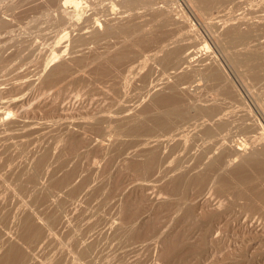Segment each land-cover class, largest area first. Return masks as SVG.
<instances>
[{
    "label": "rangeland",
    "instance_id": "374dc122",
    "mask_svg": "<svg viewBox=\"0 0 264 264\" xmlns=\"http://www.w3.org/2000/svg\"><path fill=\"white\" fill-rule=\"evenodd\" d=\"M14 1L0 0V4H3L0 5V10H2L4 7H8V10L7 8H4L2 12L0 11V17L6 15L5 18L9 19L10 16L12 18V23L9 24V27L10 25H13V27L9 28L7 25L6 28L13 29L14 23H17L14 28L15 30L13 29L15 36H12V30L6 29V31L10 32V35L6 31L4 32L5 26L0 27V34H3L4 32L7 36L5 34L3 35L6 37L10 36V38L8 37L10 41H0V44L3 43V46L0 45V49H2L1 47H5V45H7V47L9 46L7 50L6 48L3 49L5 56L3 55L4 52L2 50L0 52V54L2 53L0 57L4 59L6 58L3 62H7L5 64H9V67L4 63L2 64L1 61L0 64L8 67V69L11 68L7 72L6 70L4 72L3 69L0 68V76L2 74L3 76L1 77H5L7 80L11 81V83L3 85L5 86L4 92L6 91V94L3 96L4 92L0 93V102L3 100V102H6V99L7 101L10 100L9 98L16 100V102L14 101V104L13 102H10L9 105H7L8 109H11V115H5V120L3 119L5 123L4 126L0 125V264H45L46 262H49L50 264H59L60 260L63 262L62 264H264V180L262 181L264 177V149H262V147L264 148V0H259L260 2L258 0H251L249 5L248 0H242L245 3L247 2V5L243 2L244 6L242 3L243 7L241 5H238L237 7H235L236 5H229L231 7L230 8L228 5H226L227 7L225 6V8H227L229 12L224 8L225 10L223 9L222 12L224 16L217 18V20H215L216 13L214 12H212L213 14L211 12H207L209 15L206 13V19L204 18L201 20L199 17H195L196 13L191 10L189 6L187 7L185 0H170L171 8L175 9L176 11L178 10L177 12L173 10L174 13H178L177 16L181 15L179 17L185 16L184 19H186L187 22H190H188V24L189 27L192 26L191 30L194 36L196 35L195 38L202 40L203 43L205 41V43H207H204L205 47H203L200 56L197 54V58L200 57V59H202L203 56V59L205 57V61H207L210 59V56L211 59H213V61L210 60V66L209 60L207 61V64H209L206 65L204 60L201 61L200 59H196L195 56L193 65H200V67L198 66L200 71V68L202 67V64H200V62L198 63L200 60L201 63L204 62V66L203 69L201 68V71L210 73L213 68L217 69L219 66V71L213 70L211 73L212 75L210 74L212 77L208 75V73V76L203 77L204 79H200V88L193 87L192 85L194 89L190 87L188 90L190 92L187 91L186 93H181L182 100L184 102L188 100L192 101L185 102L187 103V111L190 113L188 112L187 114V120L183 121H180L179 119L175 118L173 114H171V101L161 103L157 102L156 100L158 97L170 94V89L167 88V85L165 86L163 84L165 86L164 87L161 83L160 84L162 85L163 89L160 84H158L159 87L156 85L157 81L158 83L163 81L162 78L164 75L158 66L157 68H154L156 67V63L153 61L152 64L151 58L149 57L150 59H148V54L153 51L152 49L155 46L148 44L140 45L141 42H139V40L137 41L136 39V42L139 44H130L131 46L128 44L127 47L125 46L127 43L125 42V44L124 41H121L125 36H127L126 34H123V38L121 40L119 37L121 38L122 34L111 36V40L110 36H101L99 39L94 40L95 43L93 40H88V46L80 49V51L77 50L78 52L76 54V51H71V49H73L72 47L75 45L74 42L78 36H75V32L76 30L78 31V29H76L75 25H72L70 28H67V31L72 32H69V38L64 37L63 40L60 38L61 41H65L67 39L69 40L67 43L66 41H60V43L64 44L65 51L67 53L64 51V53L61 55L62 57L60 56L62 59H60V57H58V59L56 58L58 61L54 60L51 62V64L44 68V70L41 72V75L37 74L36 70L38 65L35 63V66L33 63L37 61L36 59H38L37 64L39 63V65L40 63L44 64V62H48L46 59L49 60L51 56L48 55V57L47 54L52 55V52L56 50V48L53 46H55L56 40L62 36L61 30L68 25L62 21L59 22V19L53 20L54 22H52V24L51 20L50 23L47 24L46 21H48L50 18L47 20L44 18L43 20L45 21H42V19L39 21H42V25L44 22L47 25L44 24L42 26L40 25L41 23L39 24L34 20L31 21V17L27 16L29 11H31V13L28 15L32 14L34 17L36 11L38 12L40 9L37 8L33 12L32 9L36 7L33 8L31 6L32 9L28 11L27 8H31L29 6L31 3L28 0L27 2L30 4H25L24 2H26V0H22L24 2H20V0V4L19 2L16 3ZM105 1L106 0H97V5L94 6L87 5L86 2L81 5L67 3V15L73 18L72 21L75 23H81V26L88 24L87 18L88 16L90 17V15H93V17H98V14L106 11L108 12L109 8H111V12L109 11L111 13L110 16H114V14L116 15L117 12V14H119L124 9L122 5H116V7L115 5H108L112 2H116V0H107L108 4H106ZM8 2H11L10 6L14 9H11L14 14L9 9L10 6L8 5ZM261 2H263V4ZM4 3L7 4L5 5ZM55 3L56 1L53 3L51 2L50 4H52V6H50L55 8ZM177 3H179L180 6H177ZM98 4L100 6H98ZM20 5H22V8ZM87 6L93 7L96 10V13L98 12L97 15H94L95 10H93V8H88ZM18 7L21 10L24 8L23 11H21V14ZM117 7H120L118 8L119 11L117 10ZM243 8L245 10H243ZM4 10L8 15L6 13L4 15ZM24 10L26 12L28 11L27 14ZM91 10L93 14H91L92 12L90 13ZM116 10L117 12H115ZM10 12L14 16H12ZM17 12H19L18 15ZM87 12L88 16L85 17ZM23 13L27 17L22 15ZM229 13L232 16H229ZM104 14L101 16L99 15V17L105 18L106 16H104ZM210 14L213 15L212 18H210ZM242 14L246 15V17L244 16L243 18ZM237 15L240 17H237ZM20 16L25 17L24 20ZM228 16L229 19L227 18ZM234 16L236 17L234 18ZM16 18H18V20H15V22L14 19ZM21 18L22 21L19 20ZM55 18L57 17L55 16ZM81 19L82 21H86V23H82ZM207 19L209 20L207 21ZM211 19L214 20V22ZM223 19H225V22ZM200 20L204 21L201 22ZM220 20L223 22H220ZM18 21L20 24H18ZM23 21H25L24 23L27 22L28 25L27 23L26 25H23ZM30 21L34 26H36L35 28L32 25L33 30L36 29L39 34H37L35 30H32L33 33L31 32L32 28L29 29L31 27ZM21 22L23 23L22 27L20 26ZM57 22L61 24L56 25ZM204 22L206 25H204ZM218 22L220 23L219 27H216L218 26ZM77 23L76 25H78ZM211 23H215L216 25L213 24L211 26ZM38 24L39 27L37 28ZM49 24L50 26H48ZM51 25H53V27H51ZM23 26H26V29H24ZM27 26L29 27L28 29ZM45 26L47 30L44 31L43 29ZM208 26H211V28ZM1 28H4V30ZM17 28L20 30V32H23L19 34V30ZM39 29H42V33H40L41 31ZM52 29L54 31H52ZM102 29H104V26H99V33H102ZM211 29L213 32L210 31ZM26 30H28L27 33L30 34L26 35ZM194 30L195 32H193ZM15 31H17L20 36L17 35ZM231 31H234L232 32L233 34L235 33L233 37ZM34 32V37L36 38L31 36L34 34ZM57 32L58 34L55 36ZM78 33L79 32L76 34ZM36 34L39 36V38H37ZM53 34L55 35L52 39L51 36H53ZM41 35L45 38H43ZM70 35H72V37H70ZM11 36L12 39L14 37L13 41ZM22 36L26 40L29 38L28 36H31L32 38H29L25 42L23 38L20 40L19 37ZM48 36H50V40L48 39ZM117 36H119V40H116ZM219 36H221L220 38L222 39L224 38V40L227 42H222V39H220ZM15 38L18 45L14 41ZM31 39L32 42L34 43L35 41V43L32 46H29L30 44L28 43L29 45L27 44V46V42L32 44ZM126 39L129 38L125 37L123 40L126 41ZM115 41L116 46H118V44L121 46H118L119 51H117L118 48L116 50L112 46V44L115 46ZM23 42L25 43L23 44ZM52 42L54 44H51ZM109 42H111L110 48L108 45H106L109 44ZM44 43L49 48V51L47 50V54L45 52L47 48L44 49L46 46ZM224 43H226V45ZM21 44L24 45V47L26 46V50L29 52L26 53V50L22 51L23 54L24 51L25 54H27H24L26 60H24V55L22 52L17 53V48L20 47L19 45ZM36 44H38L39 47L38 45L37 48L34 47ZM57 44H59V42H57ZM104 44L106 45V48L103 47ZM123 45L124 48H130L129 53H132L131 55L128 54L127 49H125L126 51L123 50ZM133 46H138L139 50L141 49L140 47H142V49L144 48L143 52L146 55V59L144 58V53L142 52V54L137 48ZM67 47L69 50H67ZM107 48L109 52L111 50L110 53H113L110 55V58H107V54H110L108 51V53L106 52ZM135 49L138 53L134 52ZM142 49L140 51H142ZM9 50L11 51V55L10 52L8 54L6 53ZM40 50H42L43 54L45 53L44 56L43 54L41 55ZM90 50H92L94 54L96 52V54L94 55L92 53V55ZM38 51L39 57H37ZM124 51L127 52V56L126 58L121 59L122 62H118L120 60H115L114 57H112L113 55L115 56L117 54L124 53ZM78 53L81 56H78ZM87 53L89 55V58L87 57L88 59L86 58ZM133 53L139 58V61ZM99 54H105L106 57L104 56L105 58L103 57L99 60L93 61L94 57ZM40 55L43 62H40ZM72 55L76 62L77 60L79 61L80 58L81 61L84 60V62L80 63L81 61H79V65L75 63L74 60L72 62ZM90 55L93 56L92 61L94 63L90 62L92 66L89 65V59L90 61L92 59L90 58ZM226 55H228V57ZM229 55L231 60L227 59L230 58ZM238 55L241 56V60L239 59ZM26 56L29 58L32 57L33 59H29ZM131 56H133L134 59H131ZM237 56L240 60L239 62ZM35 57L36 59H34ZM63 57H65V61H63ZM75 57L80 58L76 59ZM242 57L244 61L246 60L245 63H240L244 62ZM141 58L142 62H140ZM15 59L17 60L18 67L20 66L19 63H22L23 67H26L25 65L28 59L29 62L27 65L29 66L30 61L32 65L30 64V68L27 66L26 70L23 69L22 66L21 70L18 68L13 69L12 67L13 64H15ZM132 60H134V62ZM143 60L146 62L145 65ZM231 61H235L236 66L234 62ZM98 62H101L103 65L105 64V66L108 64V66H106V69L108 68L109 71L107 74H104V72L106 73V69H103V73H100V71H102L101 67H105L99 63L100 65H98L101 67L98 68ZM148 62H151L152 66ZM260 62V65L263 64V66L259 68L260 65L256 66V64H259ZM17 63L14 65V67L17 66ZM74 63L77 64V68L74 67ZM11 64L12 66H10ZM59 64L67 68V73L72 75L71 76L70 74H67L69 78L70 76L74 78L72 80L68 77L65 79L64 77H66V73L62 74L61 77L65 75L62 77V79L64 78V80L71 81H69L70 83L61 81V84L63 83V85H59L61 77H58L59 81L56 78L53 83L55 84L57 81V84L62 86L60 88L56 84V86L59 87L58 89V87H54V84L52 86L51 83H49L51 85L50 86L46 82L47 79H49V75L51 73L50 71H52L55 65ZM81 64L84 66H81ZM214 64H216V66ZM130 65L133 66V69ZM147 66H150L149 68L151 71ZM205 66L206 68H204ZM35 67L36 70H32V72L35 71L36 75H39L38 78L40 79L34 80V78H37V76L28 69H35ZM81 67H86L88 70ZM211 67L212 70H210ZM12 69L14 70V73H12ZM79 69L81 71H79ZM82 69L84 73L82 72ZM136 69H141V73L139 72L140 70L136 71ZM27 70L29 71L27 74L28 76L30 75V77L33 78V75H35L33 79H29L30 77L26 76L28 77L27 80H29V82L31 80L33 82L32 84L30 83L32 86L30 90V87L28 86L29 84H26V79L24 80L23 77H21L23 79V81H21L22 79L20 77V79L18 78L19 74H26ZM71 70L74 74L69 72ZM84 70H86V74ZM144 70L146 74L143 73ZM147 70L149 73L154 72L155 75L154 73L153 75L149 74L151 75V78L148 77L149 75ZM9 71L12 73L11 75ZM16 71L21 73L18 74L17 72L15 74ZM217 72H220L219 74H222L223 76H220ZM213 73L216 74V79H214L215 76L213 78ZM259 73H261V75ZM31 74L33 75L31 76ZM252 74L254 76H252ZM8 75H10V78H8ZM12 75H15V79H17L13 80L14 77ZM142 75L143 77L146 75V77L143 78ZM26 77L24 76V78ZM224 77L226 82L224 81L225 83L223 82V84L221 82ZM255 77L257 78L255 79ZM153 78H156V80ZM212 78L213 82L215 81L214 84L216 86L219 83L217 79L220 78L219 80L221 85L218 84V90H220L224 96H220V92H217L216 94V86L214 85V88L212 84V87L209 88V91H211L210 89L212 88H214V91L209 93V91L206 89L209 94L207 95V91L205 93L204 87L206 88L207 84L209 87V83L212 82ZM182 79L185 80L184 78H181V80ZM257 79H259V81ZM216 80L218 83H216ZM16 81L17 83L13 84V82ZM19 81H21V85H25L21 87L20 84H18ZM65 82L66 84H64ZM152 83H154V86ZM6 86L8 90L10 89L11 91L9 90L8 92ZM155 87L158 88L156 89ZM221 87H223V90ZM201 88L202 94L200 91ZM84 89L87 90V92L85 91L84 93L83 91V96L82 90ZM97 89L101 92H98ZM19 91H21V93ZM196 93L198 95H196ZM191 94L192 97H190ZM215 95L219 96L221 99H218L219 97ZM17 96L18 99L13 98ZM91 97H98L95 98L96 100L92 98V100H94L96 103L93 101L92 103L90 101ZM183 97H186L185 100ZM215 97H217V101L221 100V105L222 102H224V105H222L225 109L223 111L224 113L222 112L221 114H216L219 111L221 105L219 104L220 102H218L219 105L216 103L217 101ZM192 98H194L195 102ZM195 98H197V100ZM225 98L227 101H224ZM205 99H210L211 102H209V100L205 101ZM21 100L27 101L26 103L21 104ZM203 100L205 102L211 103V106L208 103L206 105L202 104L204 103ZM229 100L233 103L230 104V102L227 104ZM112 101L115 102V105L112 103ZM97 102H99V105L101 102L102 105L99 106ZM106 104H108L109 107L106 106ZM212 104L217 107L215 108ZM133 105H135V107H132ZM197 105L201 107L200 110ZM202 105L205 106L203 107ZM20 106L24 108L22 109ZM218 106L220 107L218 108ZM227 106H230L231 109L229 107L227 108ZM98 107H101V109ZM127 107H130V109H127ZM235 107L237 113L235 111ZM124 108L125 113L122 120L120 117H122L123 113L121 115L119 114ZM188 108L190 110H188ZM226 108L229 110L230 114ZM106 109H108V111ZM220 109L222 110V108ZM96 110L97 112L95 115L94 112ZM98 110H101L100 113ZM233 111H235V113ZM82 112L87 114H85V116L81 115ZM126 112L130 113L128 114ZM141 112L143 115H139ZM78 113L81 114L78 115ZM92 113L94 117L91 116ZM103 113H105L104 115H109L110 121L103 117ZM65 114L67 116H65ZM73 114L75 117H72ZM133 114L136 116L138 115V117H135ZM196 114L199 118L197 116L196 117L200 119V121L198 120L200 123L195 120ZM224 114L227 116L225 115L224 117ZM23 115L29 117V122ZM60 115H62L64 118L68 117V115H71L69 117L74 121L76 119L83 120L82 118H84V120L88 122L84 124L85 128L81 125H74V123L70 124V126L60 125V123H57L56 120V118L58 120L61 119ZM126 115H128V117L130 115V121H128L129 119L126 117ZM208 115L211 116L208 118ZM234 115L236 116V119L234 118ZM91 117L92 119H95V121L93 120L92 122ZM110 117L112 118V122ZM190 117H192V119ZM210 117L214 121H212ZM16 118H18L17 120L19 122L20 120L22 121V119L26 120L24 121L25 123H31L33 121L34 125H36L38 122L37 127H30L33 124L24 127L20 126L19 123L16 125L18 122H15ZM34 118H37L40 121L37 119L35 120ZM100 118H102V120ZM189 118L190 121L195 120L196 122L193 121L194 124L193 122H191V124ZM202 118L205 120L207 118L209 119L207 122L209 124L211 123L210 126L204 120L206 125L209 127L204 125V122H201L203 121ZM227 118L232 121L227 120V123ZM46 119H48L47 121L50 124L52 123V125L49 128V134L44 137V134L47 132V130L42 128V123L45 122ZM89 119L91 124L89 123ZM121 120L124 121V125L129 123V127L128 124H126L128 132L127 130L124 131L125 127L122 125ZM177 120L178 122H176ZM114 121L115 123H113ZM184 121L186 122L184 125L187 124V121H189V123L184 126ZM215 121L217 123L214 124ZM117 123L118 127H114L116 129L115 132V130L113 131L111 127L115 126ZM175 123H178L180 129H184V132L187 131L190 133V136L186 133L183 135V138L188 135L186 137V139L189 137V139H187L188 141L183 138V141L182 139H174V141L177 143L171 139L170 141L168 140L169 142L167 140H162L161 142L152 141L153 139H156L154 137L157 135H161L160 137L163 135L170 136L171 132L173 133L172 128H174V130L178 128L176 126L177 124ZM201 123H204L202 124V128ZM211 125H214L213 127L216 125L217 127H220H215L216 129H214L211 127ZM12 126H15V128ZM190 126L191 128H189ZM204 126L205 130H203ZM197 127H199V129ZM83 128L85 130H83ZM185 128L188 129L185 130ZM13 129H16V131ZM118 129L120 132L122 130L121 134H127L118 136V138L112 137L113 135L116 136ZM200 129L202 130V133L200 132ZM206 129L208 134L202 136ZM217 129L219 131H215ZM103 130L105 131L103 132ZM165 132H167L168 135H166L167 133L164 134ZM194 132L198 133L195 134ZM212 133H215L217 136L215 137V134L212 135ZM191 134H195V136H193H197L200 139L204 137L202 139L204 142L205 138L207 139L205 142V149L207 150L208 147L209 149L212 147L213 150L215 149L214 153L212 149H210L212 153L207 150V152L209 151L211 153L210 155L212 158L209 155V152L207 155H204V142L199 138L198 142V139H196L197 137L193 140L194 137H191ZM91 139H94V142L96 141L97 143H92L91 141L93 140ZM99 140H106L103 141L105 146L102 144V141L99 142V145ZM196 140L199 145L196 143ZM189 141L190 146L188 147ZM200 141L203 142L202 147L200 145ZM220 141H222V144H220ZM162 142L165 144L171 143L170 145L173 146L174 149L176 145H181L179 146L180 149L183 147H188V149L185 148L184 150L179 149L184 155L181 161L184 163L186 162L185 165L182 163V166L181 161L180 164L178 163L179 159L182 157V154L178 151V146H176V153L175 150H172L171 146L169 147L170 151L169 149H166V147L168 148V144L165 146V144ZM217 142H219L218 145ZM175 143L176 145L174 146ZM192 143L194 145H191ZM195 143L197 145H195ZM211 143H213L212 146ZM230 144L233 146V151L230 147ZM182 145L184 146L182 147ZM238 146L243 150L239 149V153L236 154L235 149ZM258 147L261 148L260 151L258 150ZM198 148L199 150H197ZM196 150L197 153L195 154ZM206 150H204L205 154ZM174 152L176 153L175 155H173ZM178 152L181 154L180 158L177 156ZM190 152H193L195 157L191 155ZM258 152L262 153L259 154ZM184 153H186V155ZM197 154L199 157H202L203 155V158L205 159L207 157V159L204 160L205 164L208 163L209 159L210 161H213L208 163L210 165L212 163L213 167L204 165L203 160L199 159ZM187 156L190 159L187 160ZM216 157L218 163H216ZM197 158L200 160V162L197 160ZM217 164L219 165L217 166ZM179 165L180 167H178ZM214 165L217 170H219L218 168L221 167L220 171H215L216 168L214 169ZM222 168L224 169L221 170ZM238 170L243 172V174L241 173L242 176L239 175L240 171ZM242 178L247 179L248 183L245 180L241 181ZM204 191H210L208 192L209 194L207 193L209 198L208 196L206 197L208 198V202H206L207 199L202 198L201 196V193H204ZM210 198H213V200ZM214 198L220 200L217 201ZM28 217L31 218V221L36 226L38 232L42 233V235L48 230H51L53 235L56 232L54 238L52 237L53 240L49 238L48 240L44 241L43 244L42 242H37V236H29L30 234L26 231V229L24 230L23 226L25 219ZM10 232H12L15 236ZM92 244H94V246H92ZM6 254L13 255V261H10V263L5 261L3 256ZM33 254L38 256L37 260L39 258V260L45 259V261L38 260L36 262V260L30 258V256ZM14 257L18 258V260L14 261Z\"/></svg>",
    "mask_w": 264,
    "mask_h": 264
},
{
    "label": "bare ground",
    "instance_id": "6f19581e",
    "mask_svg": "<svg viewBox=\"0 0 264 264\" xmlns=\"http://www.w3.org/2000/svg\"><path fill=\"white\" fill-rule=\"evenodd\" d=\"M14 1V0H13ZM20 0H16V1H14V2H16V3H18ZM25 1V0H24ZM24 1H20V2H24ZM30 3H31V5H29L30 7L32 6L33 8L34 7H36V8H34V9H32V7L31 8H27V6H26V8H27V10L29 11L30 9H32V11L34 12L35 11V9H40V10H38V12L36 11V13L34 14L35 16L33 17V15L32 14H30V15H32V16H30V15H28L29 13H31V11H29V13L27 14V12H26V14H27V16L28 17H31V21H36V22H38L40 25H42V21H45V20H47L48 18H50L48 21H46L47 22V24L48 23H50V21H51V24H52V22H54L53 20H57V19H59L58 21L60 22V21H62L63 23H66V25H68V26H65L64 24V28L61 30V32H62V36L61 37H59V39L58 40H56V43H55V46H53V47H55L56 48V50L54 51V52H52V55L51 54H47V52L49 51L48 49V47H47V45L45 46V48L44 49H46V54H47V56L48 55H50L51 57H50V59L48 60V59H46L48 62L47 63H45L44 62V64H42V63H40V65H39V63L37 64V62H38V59H36V57L34 58V59H36L37 61H35L34 62V60H33V64L35 65V63H36V65H38L37 66V70H36V67H35V69H28V70H31L30 72H32V70H36V73L37 74H39V75H41V72L44 70V68L45 67H47L49 64H51V62H53L54 60L55 61H58L57 59H58V57H60L63 53H64V51H65V47H64V44L63 43H60V41H61V39L63 40L64 39V37H68V34H69V32L70 31H67L68 29L67 28H70V26H74L75 25V27H76V29H78V31L76 30V32H75V36L76 35H78L77 36V38L75 39V42H74V47H72L73 49H71V51L73 50H75L76 52V54H77V50H79L80 51V49H82V48H84L85 46L87 47L88 46V44H89V42H88V40L90 41V40H97V39H99L101 36H110V40H111V36H116V35H121L122 34V36H121V38L119 37V36H117V39L116 40H121L122 38H123V34L125 35H127V36H125V37H127V38H129V39H126V41L125 40H121V41H124V43L126 42L127 43V45H125V46H127L128 47V44L130 45H133L134 43L136 44V43H138V42H136V39H137V41L139 40V42H141L140 43V45H142V44H148V45H152V46H155L152 50V52H150V54H148V59H150L151 58V60H152V64H153V61H154V63H156V67H154V68H157V66L161 69V71H162V74L164 75V77L162 78V77H160V78H162L163 79V81L162 82H159L158 83V81H157V83H156V85L158 86V84H164L165 86L167 85L168 87L167 88H169L170 90H169V92H170V94H168V95H164V96H162V97H158L156 100H157V102H161V103H163V102H169V101H171V114H173L174 116H175V118H177V119H179L180 121L182 120H187V117H188V112L189 111H187V103H185V102H188V101H190V102H192L191 100H188V101H183L182 100V96H181V93H186L188 90H189V88L191 87V88H193V87H197V88H200L199 86L201 85L200 84V79H202L203 77H206V76H208V75H210L211 73H212V71L213 70H218V68H219V66L217 67V69H214L213 68V70H212V67H211V69L210 70H212L211 71V73L210 72H203V71H201V68L203 69V64H204V62H206V65H208L209 63V65L211 66V61L210 60H212L213 61V59H211V57L209 56V58L210 59H208L210 62L207 64V56H206V60L207 61H205V57H204V59H203V56H202V59H200V57L199 58H197V54L200 56V54H201V52H202V50H203V47H205V44H207V43H203V41L202 40H199V39H196L195 37H196V35L194 36V34L192 33V30H191V28H192V26L191 27H189V24H188V22L186 21V19H184V17L185 16H183V17H179V16H181V15H179V16H177V14L178 13H174V11H176L175 9H172L171 8V4H170V0H116V2H112V3H110V4H108V1L106 0L105 2H106V4H108V5H111V6H114L115 5V7H116V5L118 6V5H122V7L124 8L123 9V11H121L120 13H121V15H120V13L119 14H117L118 12H117V10H118V8H120V7H117V10L115 11V12H117L116 13V15L114 14V16H116V17H114V16H110V9L111 8H109V11L107 12L106 10H104V11H106V12H103V13H101V14H98V17L97 16H94L93 17V15L91 16L90 15V17L88 16V12H87V15H85V14H83V15H85V17H87L88 16V18H87V23L88 24H86V25H81L80 26V24L81 23H77L78 25H76V23L74 22V21H72V19L73 18H71L69 15H67V3H73V4H75V5H81V4H83L84 2H86L87 3V5H97V0H28ZM56 1V3H55V5H56V7L54 8V7H51L52 6V4H50L51 2L53 3V2H55ZM84 1V2H83ZM102 1H104V0H102ZM174 1H176V0H174ZM245 1V0H244ZM244 1H242V0H185V2H186V4H187V7L189 6V8H191V10H193L195 13H196V15H195V17L197 16V18L199 17L201 20L202 19H204L205 18V15H206V13L208 12H214V13H216V19L215 18H213V19H215V20H217V18H219V17H222V16H224V14L222 13L223 12V9L225 8V6L226 5H228V7H230L229 5H236L235 7H237L238 5H241L242 6V3L244 2ZM250 1L251 0H248V5L250 4ZM259 1V0H258ZM260 1H262V0H260ZM259 1V2H260ZM12 2V1H11ZM10 2V3H11ZM20 2H19V4H20ZM29 2H27V0H26V2H24L25 4L27 3H29ZM184 2V3H185ZM258 2V3H259ZM10 3L8 2V5L10 6ZM15 3V4H16ZM29 3V4H30ZM245 3V2H244ZM244 3H243V6H244ZM253 3V2H252ZM262 4H263V2H261ZM5 4V3H4ZM7 4V3H6ZM5 4V5H6ZM176 4V3H175ZM246 5H247V2L245 3ZM0 5H3V4H0ZM24 5V4H23ZM51 5V6H50ZM54 5V4H53ZM69 5V4H68ZM174 5V4H173ZM252 5V4H251ZM256 5H257V3H256ZM259 5V4H258ZM261 5V4H260ZM264 5V4H263ZM21 6V8H22V5H20ZM91 6H89L90 8H93V7H91ZM98 6H100L99 4H98ZM176 6V5H175ZM177 6H180L179 5V3H177ZM242 6V7H243ZM68 7H70V6H68ZM72 7V6H71ZM88 7V6H87ZM88 7V8H89ZM122 7H121V9H122ZM227 7V6H226ZM5 8V7H4ZM4 8H2V10H0L1 12L3 11V9ZM7 8V10H8V7H6ZM5 8V9H6ZM19 8V7H18ZM79 8V7H78ZM107 8V7H106ZM114 8V7H113ZM176 8V7H175ZM181 8H183V7H181ZM231 8V7H230ZM239 8H240V6H239ZM9 9L11 10H14L11 6L9 7ZM16 9V8H15ZM20 9V8H19ZM24 9V8H23ZM23 9L21 10L20 9V14H21V11H23ZM69 9V8H68ZM71 9V8H70ZM101 9H102V6H101ZM104 9V8H103ZM120 9V10H121ZM226 10H227V8H225ZM224 9V10H225ZM229 9V8H228ZM12 10H11V12H12ZM16 10H18V9H16ZM90 10V9H89ZM93 10H95L94 8H93ZM99 10V9H98ZM174 10V11H173ZM183 10V9H182ZM190 10V9H189ZM190 10V11H191ZM236 10V9H235ZM243 10H245L244 8H243ZM5 11V10H4ZM19 11V10H18ZM119 11V10H118ZM178 11V10H177ZM176 11V12H177ZM184 11V10H183ZM228 12H229V10H227ZM233 11V10H232ZM231 11V12H232ZM10 12V13H11ZM68 12H69V10H68ZM86 12V11H85ZM92 12V10L90 11V13ZM102 12V11H101ZM236 12V11H235ZM240 12H241V10H240ZM249 12V11H248ZM5 13H6V11L4 12V15H5ZM9 13V14H10ZM13 14H14V12H12ZM11 13V15L12 16H14L13 14ZM16 13V12H15ZM18 13L19 12H17V15H18ZM39 13V14H38ZM98 13V12H97ZM97 13H96V10H95V13H94V15H97ZM104 13H106V14H104ZM127 13V14H126ZM190 13V12H189ZM193 13V12H192ZM207 13V15H209ZM233 13H234V11H233ZM7 14V13H6ZM19 14V15H20ZM91 14H93V12L91 13ZM102 14H104V16H106L105 18H101V17H99V15L101 16ZM179 14H180V12H179ZM183 14V13H182ZM213 14V13H212ZM212 14H210V18H212ZM232 14V13H231ZM243 14H244V12H243ZM242 14V15H243ZM3 15V14H2ZM8 15V14H7ZM22 15H24V13L22 14ZM70 15H71V13H70ZM72 15H73V13H72ZM118 15V16H117ZM194 15V14H193ZM215 15V14H214ZM229 16H232V15H230V13L228 14ZM234 15V14H233ZM10 16V15H9ZM9 16H7V17H9ZM25 17H27L26 15H24ZM55 16L57 17V18H55ZM78 16H79V13H78ZM190 16V15H189ZM229 16L227 17L228 19H229ZM239 15H237V17H238ZM244 16L246 17V15H243V18H244ZM248 16H249V14H248ZM6 17V15L5 16H3V17H0V27L1 26H5L4 28H5V30H4V28H1L2 30H4V32L6 31V27H7V25H8V27H9V24H11L12 22H11V16L9 17V19L8 18H5ZM19 17V16H18ZM20 17H22V16H20ZM25 17H22L23 18V20H24V18ZM33 17V18H32ZM75 17V16H74ZM85 17H82V18H85ZM194 17V16H193ZM207 17V16H206ZM209 17V16H208ZM236 16H234V18H235ZM240 17V16H239ZM242 17V16H241ZM15 18V17H14ZM22 18L21 19H19V20H21L22 21ZM45 18V20H43ZM226 18V17H225ZM28 19V18H27ZM42 19V21L40 22L39 20H41ZM79 19V18H78ZM189 19V18H188ZM206 19V18H205ZM222 19V18H221ZM241 19V18H240ZM240 19H239V21H240ZM17 21L18 20V18H16V19H14V21ZM29 20V19H28ZM27 20V21H28ZM77 20V19H76ZM75 20V21H76ZM84 20V19H83ZM195 20H197V19H195ZM199 20V19H198ZM200 20V21H201ZM209 19H207V21H208ZM212 20V19H211ZM224 20V22H225V19H223ZM245 20V19H244ZM247 20V19H246ZM15 21V22H16ZM26 21V20H25ZM25 21H23V23L25 22ZM31 21H30V25H31V27H30V25H29V27L27 26V29L29 28V29H31V32H32V30H33V24L31 23ZM204 21V20H203ZM203 21H201V22H203ZM206 21V20H205ZM213 22H214V20H212ZM218 21H219V19H218ZM222 20H220V22H221ZM19 22V21H18ZM81 22L83 23V22H85L86 23V21H82V19H81ZM197 22V21H196ZM223 22V21H222ZM246 22V21H245ZM22 22H21V27H22V24H23ZM27 23V22H26ZM26 23H24L23 25H26ZM58 23V22H57ZM56 23V25H59V24H61V23H58L57 24ZM68 23V24H67ZM190 23V22H189ZM209 23H210V21H209ZM215 23H216V21H215ZM215 23H213L214 25H216ZM17 24V23H16ZM15 23H14V28H15V25H16ZM18 24H20V22L18 23ZM36 24V23H35ZM39 24H38V26H37V28L39 27ZM44 24H46L45 22L43 23V25ZM46 24V25H47ZM71 24V25H70ZM212 23H211V26L213 25ZM219 22H218V26H216V27H219ZM27 25H28V23H27ZM33 25V26H32ZM42 25V26H43ZM201 25V24H200ZM204 25H206L205 24V22H204ZM208 25V24H207ZM221 25H222V23H221ZM42 26H40V27H42ZM48 26H50V24L48 25ZM48 26H47V28H48ZM99 26H104V29H102V33H99V31H98V28H99ZM211 26H208V27H210L211 28ZM13 27V25L11 26L10 25V27L9 28H12ZM24 27V29H26V26H23ZM35 28H36V26H34ZM51 27H53V25H51ZM216 27H215V29H216ZM8 28V29H9ZM13 28V29H14ZM101 28V27H100ZM196 28V27H195ZM222 28V27H221ZM7 29V30H8ZM13 29H9V30H12L11 31V34L14 32V30ZM18 29V28H17ZM23 29V30H24ZM50 29V28H49ZM206 29H207V26H206ZM19 30V29H18ZM36 32H37V34H39V32L36 30V29H34ZM33 30V31H34ZM40 30V29H39ZM42 30V29H41ZM40 30V31H41ZM44 31L45 30H47L46 29V26H45V28L43 29ZM27 31L28 30H26L25 32L27 33ZM52 31H54L53 29H52ZM72 31V30H71ZM210 31H212L213 32V30L211 29ZM1 32V31H0ZM3 32V34H5ZM8 34H10V32L9 31H6ZM23 31H21L20 32V30L18 31V33L19 34H21ZM49 32H50V30H49ZM77 32H79L78 34H76ZM101 32V31H100ZM193 32H195V30L193 31ZM232 32H234V31H231V34H233ZM15 33H17V31H15ZM17 33V35H19ZM33 33V32H32ZM31 33V34H32ZM40 33H42V31L40 32ZM46 33L48 34V32L46 31ZM70 33H72V32H70ZM3 34H0L1 36V42H8V41H10L9 39H8V37L10 38V36H8V37H6L5 35H3ZM10 34V35H11ZM28 34H30V33H27L26 35H28ZM36 34V35H37ZM45 34V33H44ZM57 34H58V32L56 33V35L55 34H53V36H51L52 37V39H53V37H54V35L55 36H57ZM235 34V33H234ZM234 34L232 35V37L234 36ZM34 35H35V32H34V34L33 35H31L32 37H34ZM43 35V34H42ZM41 35V36H42ZM219 35V34H218ZM12 36H15L14 35V33H13V35ZM12 36H11V39H12ZM20 36V35H19ZM31 36H28L29 38H32ZM216 36V35H215ZM24 37H25V35H24ZM27 37V38H28ZM43 38H45L44 36H42ZM50 36H48V39L50 40V38H49ZM70 37H72V35H70ZM118 37H119V39H118ZM136 37V38H135ZM221 36H219V38H220ZM17 38V37H16ZM16 38H15V42H16V44L18 45V43H17V41H16ZM20 38V40H21V38H23V36L22 37H19ZM26 38V37H25ZM28 38V39H29ZM34 38H36V37H34ZM37 38H39V36L37 35ZM41 38V37H40ZM61 38V39H60ZM69 38V37H68ZM109 38V37H108ZM116 38V37H115ZM115 38H114V40H115ZM135 38V39H134ZM216 38V37H215ZM13 39H14V37H13ZM13 39H12V41H13ZM24 39V38H23ZM27 39V40H28ZM66 39V38H65ZM71 39V38H70ZM73 39V38H72ZM220 39H222V38H220ZM233 39V38H232ZM231 39V40H232ZM19 40V41H20ZM25 40V42L27 41L26 39H24ZM40 40V39H39ZM74 40V39H73ZM105 40H109V39H105ZM216 40V39H215ZM217 40H218V37H217ZM224 40V38L222 39V42H227V41H223ZM18 41V42H19ZM66 41V43L69 41L68 39L67 40H65ZM65 41H61V42H65ZM87 41V42H86ZM121 41H120V43H121ZM129 41V42H128ZM133 41H135V42H133ZM220 41V40H219ZM21 42V41H20ZM25 42H23V44L25 43ZM31 42H32V39H31ZM39 42V41H38ZM48 42H50V41H48ZM57 42H59V44H57ZM92 42V41H91ZM104 42V41H103ZM108 42V41H107ZM112 42V41H111ZM111 42H109V44H106V45H108V47L110 48V43ZM30 45H29V44ZM34 43H35V41H34ZM33 42H32V44L30 43V42H27L26 43V45L28 44L29 46H32L33 44H34ZM36 43H37V41H36ZM47 43V42H46ZM88 43V44H87ZM94 43H95V41H94ZM93 43V44H94ZM125 43V44H126ZM3 43H1L0 45L1 46H3L2 45ZM5 44H7V43H5ZM4 44V45H5ZM43 44V45H44ZM51 44H54L53 42L51 43ZM50 44V45H51ZM57 44V45H56ZM85 44V45H84ZM104 44V46L103 47H105L106 48V45ZM114 44H115V46H116V41L114 42ZM139 44V43H138ZM137 44V45H138ZM225 45H226V43H224ZM27 45V46H28ZM37 45L38 44H36V46L34 45V47H36L37 48ZM103 45V44H102ZM130 45V46H131ZM20 47H18L17 48V53H21L23 50H26V46L24 47V45H19ZM41 46H42V44H41ZM49 46V45H48ZM52 46V45H51ZM65 46H66V44H65ZM68 46V45H67ZM90 46V45H89ZM93 46V45H92ZM95 46H96V44H95ZM95 46H94V48H95ZM112 46L117 50V48H118V46H120L119 44H118V46H114L113 44H112ZM145 46V45H144ZM207 46V45H206ZM9 47V46H8ZM8 47H7V45H5V47H1L2 49H0V52H1V50L3 51V49L4 48H6V50L8 49ZM38 47H39V45H38ZM52 47V48H53ZM71 47V46H70ZM79 47H81V48H79ZM102 47V48H103ZM121 47V46H120ZM127 47H125L124 48V45H123V50H125V49H127L128 50V54H130L129 53V49L130 48H127ZM133 47H135V48H139L138 46H133ZM226 47H228V46H226ZM31 48V47H30ZM41 48V47H40ZM76 48H78V49H76ZM89 48V47H88ZM92 48V47H91ZM104 48V49H105ZM141 49H142V47H140ZM32 49H34V48H32ZM43 49V50H44ZM51 49V48H50ZM121 49V48H120ZM132 49V48H131ZM140 49V50H141ZM144 49V48H143ZM143 49H142V51H140L139 49V52H143ZM147 49H148V47H147ZM10 50H12V49H10ZM8 51V52H6L7 54L10 52V55H11V51ZM37 50V49H36ZM48 50V51H47ZM67 50H69V48L67 47ZM87 50V49H86ZM94 50V49H93ZM96 50V49H95ZM122 50V51H123ZM134 50V49H133ZM137 50V51H138ZM146 50V49H145ZM13 51V50H12ZM84 51V50H83ZM109 52V50H108V48H107V50H106V52ZM117 51H119V48H118V50ZM121 51V52H122ZM126 51V50H125ZM124 51V53H120V54H117V55H113L112 57H114V59L115 60H120V61H118V62H122L121 61V59H123V58H126V56H127V52H125ZM130 51H132V50H130ZM148 51V50H147ZM4 52V51H3ZM35 52H37V51H35ZM44 52V51H43ZM66 52V51H65ZM104 53H106L105 51H103ZM107 52V53H108ZM110 52H111V50H110ZM109 52V53H110ZM133 52V51H132ZM134 52H136V49H135V51ZM200 52V53H199ZM227 52V51H226ZM26 53H29V52H27V50H26ZM34 53V52H33ZM40 53H41V55L43 54L42 53V50H40ZM50 53H51V51H50ZM67 53V52H66ZM74 53V54H75ZM85 53V52H84ZM90 53L92 54L93 53V51L92 50H90ZM136 53H138V52H136ZM140 53V54H141ZM144 53V52H143ZM142 53V54H143ZM148 53H149V51H148ZM239 53V52H238ZM2 54V53H1ZM0 54V55H1ZM5 54V52L3 53V55ZM22 54H23V52H22ZM24 54H25V51H24ZM23 54V55H24ZM45 54V53H44ZM44 54H43V56H44ZM94 54V53H93ZM92 54V55H93ZM95 54H96V52H95ZM94 54V55H95ZM113 53H110V54H107V58H110L111 56L110 55H112ZM132 54V53H131ZM130 54V55H131ZM134 54V53H133ZM227 54H228V52H227ZM229 54H231V53H229ZM240 54V53H239ZM16 55V54H15ZM22 55V56H23ZM25 55H27V54H25ZM25 55H24V60H26L25 59ZM35 55H36V53H35ZM41 55H40V58H41V61L40 62H43L42 61V57H41ZM67 55H69V54H67ZM83 55V54H82ZM86 55V54H85ZM84 55V56H85ZM129 55V56H130ZM135 55V54H134ZM139 55V54H138ZM5 56V55H4ZM7 56V55H6ZM46 56V55H45ZM75 56V55H74ZM78 56H81L79 53H78ZM89 55H88V53H87V56H86V58L88 57ZM91 56V55H90ZM106 57V55L105 54H99V55H96L95 57H94V60H93V56H91L90 58H92L91 59V61H90V59H89V63L91 62H93V61H95V60H99V59H101V58H103V57ZM136 56V55H135ZM196 56V59H200L201 61L202 60H204V62L203 63H201V61L199 60L198 61V63L200 62V64H202L201 66V68H200V71H199V69H198V66L200 67V65H198L197 66V64H196V66H194L193 65V60H194V57ZM227 57H228V55H226ZM239 56V55H238ZM238 56H237V59H238ZM3 57V56H2ZM14 57V56H13ZM19 57V56H18ZM21 57V56H20ZM26 57H28V56H26ZM37 57H39V51H38V55H37ZM49 57V56H48ZM62 57V56H61ZM60 57V59H62ZM65 57H66V55H65ZM65 57H63V61H65ZM104 57V58H105ZM132 58L131 59H134V57L133 56H131ZM137 57V56H136ZM136 57H135V59H136ZM150 57V58H149ZM229 57H230V55H229ZM29 58V57H28ZM30 58H32V57H30ZM29 58V59H30ZM39 58V59H40ZM57 58V59H56ZM76 59H79V58H77V57H75ZM89 58V57H88ZM87 58V59H88ZM142 58H143V55H142ZM142 58H141V61L140 62H142ZM144 58L146 59V55H145V53H144ZM213 58V57H212ZM1 59H3V60H1ZM6 59V58H5ZM5 59L4 58H1L0 57V61L2 62V64L4 63H7V62H3V61H5ZM11 59H12V57H11ZM11 59H10V61H11ZM29 59H28V61L26 62V67L28 66L27 65V63L29 62ZM33 59V58H32ZM137 59H138V61H139V58L137 57ZM136 59V60H137ZM227 59H229V60H231V57L230 58H227ZM236 59V58H235ZM239 59L241 60V56H239ZM238 59V62L240 61ZM242 59H243V57H242ZM16 60V59H15ZM44 60V59H43ZM45 60V61H46ZM71 60H72V62H73V60L75 61V63H79V61H81V58H80V60L78 61L77 60V62H76V60L75 59H73V55H72V58H71ZM93 60V61H92ZM150 60V61H151ZM12 61H14V60H12ZM133 62H134V60H132ZM137 61V62H138ZM144 61V60H143ZM148 61V60H147ZM215 61V60H214ZM243 61H244V59H243ZM246 61V60H245ZM245 61L244 62H240V63H245ZM15 62V64H13V69H16V68H18V69H20L21 70V66H22V68L23 69H25L26 70V67H23V65H22V63L20 64L19 63V67H18V63H17V60L16 61H14ZM23 62V61H22ZM69 62V61H68ZM71 62V63H72ZM84 62V60H82L80 63H83ZM88 62V61H87ZM97 62V61H96ZM96 62H95V64H96ZM216 62V61H215ZM231 62H234V64H235V66H236V63H235V61H231ZM230 62V63H231ZM9 63V62H8ZM16 63H17V66H15L14 67V65H16ZM74 63V67H76L77 68V64H75ZM79 63V64H80ZM91 63L89 64V65H91ZM94 63V62H93ZM99 63H101V62H98L97 63V65L99 64ZM144 63V65L146 64V62L144 61L143 62ZM149 63V62H148ZM239 63V64H240ZM264 63V62H263ZM30 64H31V61H30ZM29 64V66H31ZM46 64V65H45ZM63 64V63H62ZM78 64V65H79ZM95 64H93V65H95ZM102 64V63H101ZM135 64H138V63H135ZM150 65H151V62L149 63ZM234 64H233V66H234ZM261 64V62L259 63V64H256V66H258V65H260ZM6 65V64H5ZM8 65V67H9V64H7ZM6 65V66H7ZM35 65V66H36ZM44 65V66H43ZM54 65V64H53ZM88 65V66H89ZM97 65H96V68H97ZM100 65V64H99ZM98 65V66H99ZM117 65V64H116ZM128 65V64H127ZM140 65V64H139ZM215 66H216V64H214ZM241 65V64H240ZM239 65V66H240ZM6 66H4V65H1L0 64V68L1 69H3V71L5 72V70H6V72L8 71V70H10V69H8V67H6ZM10 66H12V64L10 65ZM28 66V67H29ZM43 66V67H42ZM81 66H84L83 64H81ZM92 66V65H91ZM102 66H104L105 68H103V67H101V66H99L98 68H102V71H100V73L102 72L103 73V69H106V66H108V64L105 66V64L103 65L102 64ZM130 66H132V65H130ZM141 66H142V64H141ZM152 66V65H151ZM263 66V64L262 65H260L259 66V68L260 67H262ZM32 67H34V66H32ZM79 67V66H78ZM95 67V66H94ZM115 67V66H114ZM148 67V66H147ZM150 67V66H149ZM148 67V68H149ZM264 67V66H263ZM30 68V67H29ZM68 68H69V66H68ZM81 68H83V67H81ZM84 68H86V67H84ZM83 68V69H84ZM139 68H141V67H139ZM147 68V69H148ZM152 68V67H151ZM204 68H206V66L204 67ZM12 69V73H14V70ZM17 69V70H18ZM22 69V70H23ZM52 69V68H51ZM83 69H82V72H83ZM132 69H133V66H132ZM143 69H144V66H143ZM150 69V68H149ZM148 69V70H149ZM236 69V68H235ZM27 70V72H26V74H19V73H21V72H18V71H16L15 72V74L18 72V74H19V76H18V78L20 77H23V79L25 80L26 79V84L28 83L29 85V90L31 89V85H30V83L32 84L33 82H32V80L29 82V80H27L28 79V77H30V75L28 76L27 74L29 73V71ZM86 70H88L87 68H86ZM86 70H84L85 71V74H86ZM97 70H99V69H97ZM137 70H140L139 72L141 73V69H136V71ZM147 70V73H148V75L149 74H151V75H153V73H149V71ZM237 70V69H236ZM240 70V69H239ZM239 70H238V72H239ZM257 70V69H256ZM2 71V70H1ZM2 71V72H3ZM50 71V70H49ZM79 71H81L80 69H79ZM134 71V70H133ZM150 71H151V69H150ZM155 71V70H154ZM219 71V70H218ZM252 71V70H251ZM263 71V70H262ZM51 73H50V75H49V79H47V82L46 83H51V85L53 86V82L55 81V79L57 78V80H58V77L60 76L61 77V75L62 74H65L66 73V77H64V76H62V77H64L65 79H67V77L69 78V76L67 75V74H70V73H67V68L65 67V66H62V65H55L54 67H53V69H52V71H50ZM69 72H72L73 73V71L71 70V71H69ZM107 72H109L108 71V68L106 69V73L104 72V74H107ZM1 73V72H0ZM9 73H10V75L12 74L10 71H9ZM32 73H35V71H33ZM36 73H35V75H36ZM84 73V72H83ZM143 73H145L146 74V72H145V70H144V72ZM209 73V74H208ZM218 73V72H217ZM220 73V72H219ZM218 73V74H219ZM257 73H258V71H257ZM263 73V72H262ZM6 74V73H5ZM4 74V75H5ZM74 74V73H73ZM134 74V73H133ZM139 74V73H138ZM208 74V75H207ZM217 74V75H218ZM255 74V73H254ZM260 75H261V73H259ZM10 75H8L9 77L8 78H10ZM33 74H31V76H32ZM35 75H33V78H34V76ZM39 75H36L37 76V78L35 77L34 78V80L35 79H40V78H38V76ZM71 75V74H70ZM147 75V76H148ZM151 75H149L148 77H150L151 78ZM154 75H155V73H154ZM212 75V74H211ZM210 75V76H211ZM216 74H214L213 73V78H214V76H215ZM220 75V74H219ZM260 75H257V76H260ZM1 76H3L2 74H1ZM0 76V77H1ZM13 77L15 76V75H12ZM12 76H11V78H12ZM24 76L26 77V76H28V77H26V78H24ZM72 76V75H71ZM70 76V78H71V80L74 78V77H71ZM136 76V75H135ZM209 76V77H210ZM220 76H223L222 74L220 75ZM252 76H254L253 74H252ZM7 77V76H6ZM41 77V76H40ZM59 77V78H60ZM62 77L60 78V83H59V85H63V83L61 84V81L62 82H64V81H66V82H69L68 80H64V78L62 79ZM142 77H143V75H142ZM146 77V75L143 77V78H145ZM154 77H156V76H154ZM212 77V76H211ZM19 78V79H20ZM32 77H30L29 79H31ZM32 78V79H33ZM69 78V79H70ZM157 78V77H156ZM156 78H153V79H155L156 80ZM181 78H184L185 80H181ZM213 78H212V82H213ZM257 77H255V79H256ZM17 79V78H16ZM15 79V77H14V79L13 80H16ZM18 79V80H19ZM22 79V78H21ZM23 79L21 80V81H23ZM62 79V80H61ZM149 79V78H148ZM159 79V78H158ZM204 79V78H203ZM210 79V78H209ZM214 79H216V76H215V78ZM220 78H218L217 80L219 81V83H218V81L216 82V83H218V84H220V80H219ZM224 79V80H223ZM222 79V82L221 83H223L224 81H225V77ZM75 80V79H74ZM151 80V79H150ZM205 80H207V79H205ZM258 81H259V79H257ZM260 80H261V77H260ZM21 81H19V83L18 84H20V86L22 87L23 85H25V84H22L21 85ZM28 81V82H27ZM59 81V80H58ZM203 81V80H202ZM25 82V81H24ZM66 82L64 83V84H66ZM71 82V81H70ZM69 82V83H70ZM141 82H142V80H141ZM151 82V81H150ZM212 82H210L209 83V87H208V84H207V87L205 88L204 87V85H203V87H204V89H205V93H206V91L208 90L209 91V88L210 87H212V85H213V87L215 88V81L212 83ZM226 82V81H225ZM224 82V83H225ZM8 83H11V81H9V80H7L5 77H1L0 78V93H3L4 92V90H5V86H3L4 84L6 85V84H8ZM15 83H17V81L16 82H13V84H15ZM23 83V82H22ZM58 82L56 81L55 82V86L54 87H58L59 85L57 84ZM147 83V82H146ZM204 83H205V81H204ZM223 83V84H224ZM56 84L58 85V86H56ZM151 84V83H150ZM154 83H152V85H153ZM160 84V85H161ZM212 84V85H211ZM218 84H217V86H216V94H217V92H220V90H218ZM50 85V84H49ZM50 85V86H51ZM146 85H148V84H146ZM162 85H161V87H162ZM163 85V86H164ZM192 85H193V87H192ZM211 85V86H210ZM215 85V86H214ZM221 85V84H220ZM45 86V85H44ZM46 86H47V84H46ZM66 86V85H65ZM149 86V85H148ZM154 86V85H153ZM164 86V87H165ZM20 87V88H21ZM42 87V86H41ZM60 88L62 87V86H59ZM59 87H58V89H59ZM147 87V86H146ZM152 87V86H151ZM150 87V88H151ZM159 87V86H158ZM158 87H155L156 89L158 88ZM161 87H160V89H161ZM202 87V86H201ZM6 88H7V86H6ZM44 88V87H43ZM196 88V89H197ZM214 88H212V89H210L211 91H214L213 89ZM222 88V90H223V87H221ZM162 89H163V87H162ZM164 89H166V88H164ZM194 89V88H193ZM195 89V90H196ZM203 89V90H204ZM207 89V90H206ZM219 89H220V86H219ZM10 90V89H9ZM9 90H8V88H7V91L9 92ZM106 90V89H105ZM195 90H193V91H195ZM11 91V90H10ZM83 91H84V93H85V91L87 92V90H82V94H83ZM97 91H98V89H97ZM100 91V90H99ZM98 91V92H99ZM107 91V90H106ZM105 91V92H106ZM192 91V92H193ZM201 94H202V88H201ZM208 91H207V95L211 92V91H209V93H208ZM20 93H21V91H19ZM23 92V91H22ZM58 92H60V91H58ZM57 92V93H58ZM80 92H81V90H80ZM79 92V93H80ZM101 92V91H100ZM188 92H190V91H188ZM89 93V92H88ZM90 93H91V91H90ZM205 93H204V95H205ZM221 93V92H220ZM6 94V91L3 93V96ZM77 94H78V92H77ZM193 94V93H192ZM192 94H191V96L190 97H192ZM215 94V93H214ZM219 94V93H218ZM1 95V94H0ZM80 95H81V93H80ZM97 95V94H96ZM196 95H198L197 93H196ZM203 95V96H204ZM222 95V93L220 94V96ZM227 95V94H226ZM83 96H84V94H83ZM86 96V95H85ZM87 96H88V94H87ZM186 96H188V95H186ZM194 96V95H193ZM215 96H217V95H215ZM222 96H224V94L222 95ZM102 97H103V93H102ZM217 97H219V96H217ZM217 97H215V99H216V101H217ZM4 98V97H3ZM13 98H17L18 99V96L17 97H13ZM92 98H94V97H91V99H90V101L92 102H95L94 100H92ZM95 98H98V97H95ZM94 98V99H95ZM186 98V97H185ZM185 98L183 97V99L185 100ZM211 98V97H210ZM222 98H224V97H222ZM227 98H228V96H227ZM230 98V97H229ZM10 100H8L7 101V99H6V102H3V101H1L0 103V125L1 126H4V121H3V119L5 120V118H4V116L5 115H8L9 116V114L11 113V109H8V107H7V105H9V103L10 102H13V104L16 102V100H14V99H11V98H9ZM193 100H194V98H192ZM196 100H197V98H195ZM202 99V98H201ZM204 99V98H203ZM213 99V98H212ZM211 99V100H212ZM218 99H221L220 97L218 98ZM20 100V99H19ZM96 100V99H95ZM209 100V102H211L210 101V99H208ZM208 100H206L205 99V101H208ZM226 100V98L224 99V101ZM231 100V99H230ZM229 100V102L227 103V104H229L231 101ZM233 100V99H232ZM15 101V102H14ZM25 101V100H24ZM24 101H22L21 100V104L22 103H26V101L24 102ZM115 101V100H114ZM114 101H112V103H114V105H115V102ZM199 101V100H198ZM197 101V102H198ZM204 101V100H203ZM204 101V103H202V104H207L208 102H205ZM227 101V100H226ZM92 102V103H93ZM194 102H195V100H194ZM193 102V103H194ZM196 102V103H197ZM200 102V101H199ZM218 102H220L219 104L221 105V100L220 101H217L216 103L218 104ZM17 103H19V102H17ZM91 103V104H92ZM96 103V102H95ZM98 103V105H99V102H97ZM117 103V102H116ZM136 103H137V100H136ZM215 103V104H216ZM233 102H231L230 104H232ZM208 104H210V106H211V103H208ZM213 104H214V100H213ZM212 104V105H213ZM218 104V105H219ZM19 105V104H18ZM100 105H102L101 104V102H100ZM99 105V106H100ZM200 105V104H199ZM204 105V106H205ZM222 105H224V102H222ZM221 105V107L220 106H218V108L220 107V108H222V110L219 108V111L216 113V114H221L225 109L223 108L224 106H222ZM225 105H226V103H225ZM22 106V105H21ZM20 106V107H21ZM23 106H26V105H23ZM106 106H108V104H106ZM112 106H113V104H112ZM198 106V105H197ZM203 106V105H202ZM203 106V107H204ZM209 106V105H208ZM214 106V105H213ZM10 107V106H9ZM109 107V106H108ZM125 107H126V105H125ZM132 107H135V105H133ZM189 107H190V104H189ZM199 107V110L201 109V107L200 106H198ZM215 107V106H214ZM217 107V106H216ZM215 107V108H216ZM230 108V106H227V108ZM22 108V107H21ZM24 108V107H23ZM22 108V109H23ZM99 109H101V107H98ZM110 108H111V102H110ZM207 108H209V107H207ZM226 108V109H227ZM65 109V108H64ZM66 109H68V108H66ZM127 109H130V107L128 108L127 107ZM204 109H206V108H204ZM231 109V108H230ZM63 110V109H62ZM107 111H108V109H106ZM105 110V111H106ZM123 111L121 112V110H120V114L119 115H121L122 113H123V115H122V117H120L121 119L122 118H124L123 116H124V110H125V108L124 109H122ZM188 110H190L189 108H188ZM193 110V109H192ZM198 110V111H199ZM210 110V109H209ZM228 110V109H227ZM234 110V109H233ZM64 111H67V110H64ZM99 111V110H98ZM101 111V110H100ZM100 111H99V113H100ZM126 111H129V110H126ZM214 111H215V109H214ZM235 111H236V107H235ZM235 111H233L234 113H235ZM96 112H97V110L94 112V114L96 115ZM110 112V111H109ZM117 112V111H116ZM202 112V111H201ZM211 112H212V109H211ZM231 112H232V110H231ZM107 113V112H106ZM112 113V112H111ZM110 113V114H111ZM126 113H128V112H126ZM130 113V112H129ZM128 113V114H129ZM144 113V112H143ZM190 113V112H189ZM192 113H193V111H192ZM224 113V112H223ZM228 113H229V110H228ZM227 113V114H228ZM233 113V114H234ZM236 113H237V111H236ZM77 114V113H76ZM79 114H81V113H78V115ZM85 114H87V113H83L82 112V114L81 115H84L85 116ZM89 114H91V113H89ZM98 114V113H97ZM105 113H103V117L105 118V119H107L108 121H110L109 120V115H104ZM109 114V113H108ZM136 114V113H135ZM135 114H133L135 117H138V115L136 116ZM143 115L142 114V112L141 113H139V115ZM195 114V113H194ZM230 114V113H229ZM11 115V114H10ZM21 115V114H20ZM27 115V114H26ZM113 115H114V113H113ZM190 115H192V114H190ZM189 115V116H190ZM223 115V114H222ZM225 115L226 114H224V117H225ZM236 115V114H235ZM234 115V116H235ZM23 116H25V115H23ZM22 116V117H23ZM61 116V119H57L56 118V120H57V123L59 122L60 123V125H64V126H70V124H73L74 123V125L75 124H77L78 126L79 125H81L82 127L84 126V124L85 123H87L85 120H84V118H82L83 120H73V119H71L69 116H71V115H68V117H66V118H70V119H66V118H64V117H62V115H60ZM65 116H67L66 114H65ZM92 117H94L93 116V113H92V115H91ZM98 116V115H97ZM100 116V115H99ZM115 116V115H114ZM197 114L195 115V120H197V122H198V120L200 121V119H198L197 117ZM209 116H211V115H208V118H209ZM221 116V115H220ZM227 116V115H226ZM233 116V117H234ZM26 118H27V120L29 119V117L28 116H25ZM72 117H75L74 116V114H73V116ZM80 117V116H79ZM78 117V118H79ZM83 117V116H82ZM92 117H91V119H92ZM101 117H102V115H101ZM126 117L129 119L128 121H130V115H129V117H128V115H126ZM126 117H125V121H126ZM131 117H132V115H131ZM203 117V116H202ZM223 117V118H224ZM58 118H60V117H58ZM86 118H87V115H86ZM85 118V119H86ZM111 118V117H110ZM116 118V117H115ZM191 119H192V117H190ZM190 118H189V121H190ZM207 118V119H208ZM235 119H236V116L234 117ZM18 118H16L15 120V122H17L18 120H17ZM21 119V118H20ZM19 119V120H20ZM35 119V118H34ZM37 119V118H36ZM35 119V120H36ZM80 119V118H79ZM101 120H102V118H100ZM99 119V120H100ZM205 120V119H203L202 118V120L203 121H201V122H204V120H205V122L206 123H208L207 121H209V119L208 120ZM210 119H211V117H210ZM233 119V118H232ZM33 120V119H32ZM31 120V121H32ZM34 120V121H35ZM38 120V119H37ZM48 119H46L45 120V122H43L42 123V128L43 129H45V130H47V132L44 134V137H46L48 134H49V128L51 127V125H52V123L50 124L48 121H47ZM56 120H55V122H56ZM88 120V119H87ZM93 120L95 121V119H92V122H93ZM104 120V119H103ZM123 120V119H122ZM121 120V123H122V125L125 127V129H124V131H126L127 130V132H128V128L126 127V124H128V127H129V123H126L125 125H124V121H122ZM195 120H193V121H195ZM212 120V119H211ZM210 120V121H211ZM232 121V120H229V118H227L226 119V121ZM24 121H26V120H24V119H22V121L20 120V122L18 121L17 123H16V125H18V123H19V125L20 126H29V125H32V126H30V127H32V128H34L35 126L37 127V124H38V122L36 123V125H34V123H33V121L31 122V123H25ZM38 121H40V120H38ZM44 121V120H43ZM47 121V122H46ZM53 121V120H52ZM118 121V120H117ZM189 121H187V124L189 123ZM193 121H190V123L191 122H193ZM212 121H214V120H212ZM228 121H227V123H228ZM28 122H29V120H28ZM91 121H90V119H89V123H90ZM96 122H97V120H96ZM95 122V123H96ZM111 122H112V118H111ZM176 122H178V120L176 121ZM196 122V121H195ZM204 122V123H205ZM3 125H2V124ZM88 123V124H89ZM98 123V122H97ZM104 124H106L105 122H103ZM113 123H115V121L113 122ZM119 123V122H118ZM118 123L115 125V126H112V124H111V128L113 129V131L115 130V132H116V129L114 128V127H118L117 125H118ZM120 123V124H121ZM186 122L184 121V123H183V125L185 124ZM198 123H200V122H198ZM204 123H201V128L203 127L202 126V124H204ZM206 123L204 124V125H206ZM215 123H217L216 121L214 122V124ZM91 124V123H90ZM175 124H177L176 126L178 127V128H176L175 130H174V128H172V130H173V133L171 132V135L170 136H164L163 134V136L162 137H160L161 135H157L156 137H154V138H156V139H153L152 141H162V140H169L170 141V139L171 140H173L174 141V139H182L183 138V135H185L184 133H186V134H190V133H188L187 131L186 132H184V129H180V126H179V124L178 123H175ZM186 124V125H187ZM192 124V123H191ZM191 124H189V125H191ZM193 124H194V122H193ZM209 124V123H208ZM211 124V123H210ZM210 124H209V126H210ZM41 125V124H40ZM186 125H184V126H186ZM199 125V124H198ZM229 125H230V123H229ZM232 125V124H231ZM86 126H87V124H86ZM206 126H208V125H206ZM208 126V127H209ZM214 126V125H213ZM212 125H211V127L212 128H214V129H216L215 127H217V125L215 126V127H213ZM12 127H14L15 128V126H12ZM30 127H28V128H30ZM131 127V126H130ZM173 127V126H172ZM175 127V126H174ZM194 127H195V125H194ZM199 127H200V125H199ZM199 127H197L198 129H199ZM218 127H220V126H218ZM217 127V128H218ZM4 128V127H3ZM18 128V127H17ZM21 128V127H20ZM26 128V127H25ZM84 128H85V126H84ZM83 128V130H85ZM101 128V127H100ZM189 128H191V126L189 127ZM211 128V129H212ZM2 129V128H1ZM79 129H80V127H79ZM186 129H188V128H185V130ZM223 129V128H222ZM14 131H16V129H13ZM119 130V129H118ZM117 130V134H116V136H112V137H116V138H118V136H122V135H125V134H127V133H124V134H121L122 133V130H121V132H120V130L118 131ZM171 130V129H170ZM170 130H169V132H170ZM201 130V129H200ZM199 130V131H200ZM203 130H205V126H204V129ZM220 130H221V128H220ZM17 131H18V129H17ZM80 131V130H79ZM105 130H103V132H104ZM123 131V132H124ZM197 131V130H196ZM206 131H207V129H206ZM206 131H205V133H206ZM214 131V130H213ZM215 131H219L218 129L217 130H215ZM107 132V131H106ZM119 132V133H118ZM168 132V131H167ZM167 132H165L164 134H166ZM201 133H202V130L200 131ZM199 132V134L201 135V133ZM211 132H212V130H211ZM222 132H224V131H222ZM112 133V132H111ZM195 134L196 133H198V132H194ZM204 132H203V134H202V136H204V135H207L208 134V131H207V133L205 134ZM114 134V133H113ZM119 134V135H118ZM195 134H193L194 136H195ZM199 134H198V136H199ZM215 133H212V135H214ZM223 134H225V133H223ZM166 135H168V133L166 134ZM188 135H186V137L188 136ZM192 134H191V137H194ZM104 136V135H103ZM106 136V135H105ZM190 136V135H189ZM217 135L215 134V137H216ZM164 137V138H163ZM186 137L185 138H183V139H185V140H187V139H189V137L186 139ZM190 137V138H191ZM197 137V136H196ZM196 137H194L193 138V140L196 138ZM206 137V136H205ZM209 137V136H208ZM207 137V138H208ZM226 137V136H225ZM106 138V137H105ZM153 138V137H152ZM199 137H197L196 139H198ZM204 138V137H203ZM202 138V139H203ZM219 138H220V136H219ZM224 138V137H223ZM100 139H104V138H100ZM183 139H182V141H183ZM200 139V138H199ZM199 139H198V142H199ZM202 139H200V140H202ZM91 140H93V141H91L92 143L94 142V139H91ZM98 140V139H97ZM150 140H151V138H150ZM150 140H149V142H150ZM192 140V141H193ZM206 138H205V142H206ZM226 140V139H225ZM100 141H102V140H99L98 141V143L100 142ZM103 141H106V140H103ZM102 141V142H103ZM152 141H151V143H152ZM168 141V142H169ZM188 141V140H187ZM203 142H204V140H202ZM202 141H200V145H201V147H202V145H203V142ZM211 141V140H210ZM218 141H219V139H218ZM96 142V141H95ZM94 142V143H95ZM101 142V143H102ZM165 142V141H164ZM164 142H162V143H164ZM174 142H176V141H174ZM186 142V141H185ZM197 142V140H196V143L199 145V143ZM201 142H202V144H201ZM205 142H204V149H203V152H204V155H207V153L210 151V149H212V148H210L209 149V147H208V149L207 150H209L208 152H207V150L205 149V147H206V144H205ZM208 142H209V140H208ZM207 142V143H208ZM225 142V141H224ZM245 142V141H244ZM97 143V142H96ZM106 143V142H105ZM167 143V142H166ZM173 143V142H172ZM177 143V142H176ZM176 143L174 144V146L176 145ZM181 143V142H180ZM187 143V142H186ZM185 143V144H186ZM190 141L188 142V147L190 146ZM195 143V145H197ZM227 143V142H226ZM225 143V144H226ZM103 145H104V142L102 143ZM165 144V143H164ZM168 144V148L166 147V149H169V147L171 146L169 143H167ZM167 144H165V146L167 145ZM178 144H179V142H178ZM212 144L213 143H211V146H212ZM219 144V142H217V145ZM220 144H222V141H220ZM224 144V143H223ZM99 145H100V143H99ZM191 145H194L193 143L191 144ZM216 145V144H215ZM216 145V146H217ZM228 145V144H227ZM231 146V149H232V144H230ZM233 145H234V143H233ZM246 145V144H245ZM102 146V145H101ZM105 146V145H104ZM176 146H178V151L182 154V151H180V150H184L185 148H187L188 149V147H183L184 145H182V149H180V147L179 146H181V145H176ZM176 146H175V149L173 148V146H171L172 147V150H175L176 151ZM210 146V147H211ZM220 146V145H219ZM229 146V145H228ZM194 147V146H193ZM197 147V146H196ZM195 147V148H196ZM192 148V147H191ZM234 148H235V146H234ZM180 149V150H179ZM217 149V148H216ZM219 149V148H218ZM230 149V150H231ZM241 150L242 148L241 147H236V149H235V152H236V154L237 153H239V151L238 150ZM262 149H264L263 147H262ZM171 150V151H172ZM192 150V149H191ZM197 150H199V148L197 149ZM197 150H196V152H195V154L197 153ZM202 150V149H201ZM200 150V151H201ZM204 150H206V154H205V151ZM215 150V149H214ZM213 149H212V151H213V153L215 152ZM243 150V149H242ZM258 150L260 151L261 150V148H259L258 147ZM169 151H170V149H169ZM232 151H233V149H232ZM178 152V155L177 156H179V158L181 157V154ZM194 152V151H193ZM193 152H190L191 153V155H193L194 157H195V155H194V153ZM211 152V151H210ZM209 152V155L212 153H210ZM176 153H177V151H176ZM175 152L173 153V155H175L176 154ZM189 153V154H190ZM193 153V154H192ZM232 153V152H231ZM259 154H261L260 152H258ZM172 154V153H171ZM180 154V155H179ZM185 155H186V153H184ZM199 154H200V152H199ZM233 154H234V152H233ZM233 154H231V155H233ZM188 155V154H187ZM183 154H182V157L179 159V161H178V163L180 164V161L182 160V158H183ZM188 156H190V155H188ZM188 156H187V160L188 159H190V158H188ZM211 156V155H210ZM172 157V156H171ZM186 157V156H185ZM197 157L199 158V159H202L203 160V162H204V160H206L207 159V157H206V159L205 158H203L204 156L202 155V157H199L198 156V154H197ZM213 157H215V156H213ZM197 158V160L200 162V160ZM211 158H212V156H211ZM185 159V158H184ZM183 159V160H184ZM215 159V158H214ZM208 161V160H207ZM216 161H217V157H216ZM171 162H172V160H171ZM202 162V161H201ZM209 162H213V161H210V159H209V161H208V163ZM215 162V161H214ZM228 162V161H227ZM230 162H231V160H230ZM184 164L185 165V163L184 162H182L181 161V164ZM205 164V162H204V165H208V166H210V167H213V165H212V163H211V165L210 164ZM216 163H218V161L216 162ZM183 164H182V166H183ZM223 164H225V163H223ZM226 164H228V163H226ZM219 164H217V166H218ZM207 166V167H208ZM227 166V165H226ZM226 166H224V167H226ZM230 166V165H229ZM178 167H180V165L178 166ZM210 167H208V168H210ZM216 167H215V165H214V169H215ZM221 168V167H220ZM220 168H218L219 170H217V168L215 169V171H220ZM227 168V167H226ZM224 168H222L221 170H223ZM243 169H244V167H243ZM212 170H213V168H212ZM242 170V169H241ZM241 170H238V171H240V173H239V175L240 176H242L241 175V173L243 174V172H241ZM237 172V171H236ZM238 175V176H239ZM239 176V177H240ZM245 178H246V175H245ZM241 179V181H243V180H245V181H247V183H248V180L247 179ZM262 179V178H261ZM260 179V180H261ZM264 180V177H263V179H262V181ZM261 182V181H260ZM243 183V182H242ZM264 183V182H263ZM260 185H262L261 183H259ZM247 185V184H246ZM208 192H210V191H208ZM208 192H205L204 191V193H201V196H202V198H205V199H207L206 200V202H208V198H209V196H208ZM208 193V194H207ZM212 193V192H211ZM211 195H213V194H211ZM211 195H210V197H211ZM201 196H199V197H201ZM208 196V198H206ZM215 197V196H214ZM217 198V197H216ZM216 198H214L215 200H217ZM211 199V198H210ZM209 199V200H210ZM202 200V199H201ZM211 200H213V198L211 199ZM218 200H220V199H218ZM217 200V201H218ZM204 202H205V200H204ZM210 202V201H209ZM213 202V201H212ZM221 202V201H220ZM24 222V221H23ZM22 225H23V223H22ZM24 230L26 229V231L30 234L29 236H37V242H42L43 244H44V241H46V240H48L49 238L50 239H52L53 240V238H54V236H55V234H56V232H55V234L53 235V232L51 231V230H48V231H46L43 235H42V233H40V232H38V230H37V228H36V226L34 225V223L31 221V218L30 217H28V218H26L25 219V222H24ZM11 234H13L12 232H10ZM27 234V233H26ZM14 235V234H13ZM11 236V235H10ZM15 236V235H14ZM8 237H9V235H8ZM12 237V236H11ZM10 237V238H11ZM53 237V238H52ZM56 238V237H55ZM95 242V241H94ZM93 242V243H94ZM63 243V242H62ZM62 243H61V247H62ZM97 243V242H96ZM95 244V243H94ZM94 244H92V246H94ZM64 245V244H63ZM95 247H96V245H95ZM99 247V246H98ZM64 248V247H63ZM97 248V247H96ZM17 257H19V256H17ZM37 257L38 256H36V255H32V256H30V258L31 259H33V260H36V262L39 260V258H38V260H37ZM3 259L5 260V261H8L9 263H10V261H13V255H9V254H6V255H4L3 256ZM16 260H18V258H16V257H14V261H16ZM41 260H44L45 261V259H40L39 261H41ZM47 261V260H46ZM57 261H59V260H57ZM39 263V262H38ZM55 263V262H54ZM63 262H61V260H60V262H59V264H62ZM40 264V263H39ZM45 264H50L49 262H46Z\"/></svg>",
    "mask_w": 264,
    "mask_h": 264
}]
</instances>
